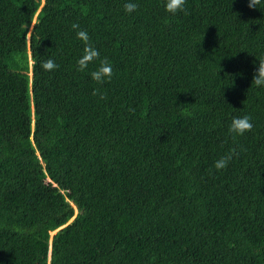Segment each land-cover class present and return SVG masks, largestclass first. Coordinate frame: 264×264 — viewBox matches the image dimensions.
Segmentation results:
<instances>
[{
  "label": "trees",
  "instance_id": "trees-1",
  "mask_svg": "<svg viewBox=\"0 0 264 264\" xmlns=\"http://www.w3.org/2000/svg\"><path fill=\"white\" fill-rule=\"evenodd\" d=\"M125 2L0 0V264H264V0Z\"/></svg>",
  "mask_w": 264,
  "mask_h": 264
},
{
  "label": "clouds",
  "instance_id": "clouds-1",
  "mask_svg": "<svg viewBox=\"0 0 264 264\" xmlns=\"http://www.w3.org/2000/svg\"><path fill=\"white\" fill-rule=\"evenodd\" d=\"M261 0H248V7L251 9L258 8ZM186 0H163V9L170 15H176L178 12H184L187 14L185 9ZM138 4L134 0H127L124 3L123 8L126 13H133L137 11ZM71 28L75 31L76 38L81 41L83 48L82 54L76 61V70L78 72H86L90 65H95L93 70H91L90 77L97 85L102 86L106 82H110L113 76V67L111 62L107 57L101 58L99 50L91 42V38L86 30L80 28L78 23H73ZM29 67V76H32V63ZM40 66L45 71H53L59 66L53 59H47L40 62ZM251 85L255 87H264V54L259 58H256L253 68ZM92 94L98 96L101 100L106 99V94L101 90V88H94ZM253 129V124L251 122V117L248 115L242 117H235L231 120L228 126V134L232 135L233 138L242 136L246 132H250ZM239 153L236 148L230 149V151L217 159L213 168L217 171L225 169L229 162L234 156H238Z\"/></svg>",
  "mask_w": 264,
  "mask_h": 264
},
{
  "label": "rangeland",
  "instance_id": "rangeland-1",
  "mask_svg": "<svg viewBox=\"0 0 264 264\" xmlns=\"http://www.w3.org/2000/svg\"><path fill=\"white\" fill-rule=\"evenodd\" d=\"M29 66H31V64H29ZM30 75V74H29Z\"/></svg>",
  "mask_w": 264,
  "mask_h": 264
}]
</instances>
